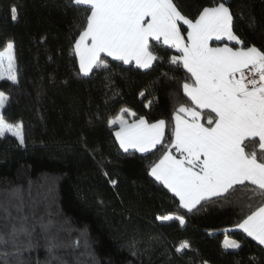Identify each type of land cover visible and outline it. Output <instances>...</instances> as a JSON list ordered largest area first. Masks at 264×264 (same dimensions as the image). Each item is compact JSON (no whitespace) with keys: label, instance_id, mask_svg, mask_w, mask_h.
I'll list each match as a JSON object with an SVG mask.
<instances>
[{"label":"trees","instance_id":"16d2710c","mask_svg":"<svg viewBox=\"0 0 264 264\" xmlns=\"http://www.w3.org/2000/svg\"><path fill=\"white\" fill-rule=\"evenodd\" d=\"M211 2L179 0L190 17ZM228 3L235 31L264 49V0ZM84 16L69 0H0V51L13 42L18 80H0V92L9 97L2 111L9 122L22 124L25 138L24 146L12 136L0 138V205L13 193L22 196L24 214L35 225L30 251L0 241V264H264V247L235 227L248 212L242 192L234 203L187 213L148 174L160 151L124 153L108 125L122 108L150 122L171 121L173 94L187 99L177 83L185 73L167 63L172 50H160L164 62L149 70L106 57L109 70L80 76L71 50ZM125 119L134 117L125 113ZM174 213L185 216L184 227L156 220ZM10 225L0 209V235ZM225 237L241 248L225 250ZM49 241L56 244L51 252ZM184 241L191 249L177 254Z\"/></svg>","mask_w":264,"mask_h":264},{"label":"snow or ice","instance_id":"6c2138e0","mask_svg":"<svg viewBox=\"0 0 264 264\" xmlns=\"http://www.w3.org/2000/svg\"><path fill=\"white\" fill-rule=\"evenodd\" d=\"M69 4L85 12L83 24L76 25L79 34L71 50L80 76L109 70L106 57L149 70L156 62H164L160 50H172L167 63L173 66L171 70L185 73L177 83L187 99L173 94L171 121L150 122L128 108L108 120L109 127L119 125L115 131L119 148L142 157L160 151L148 174L187 213L206 210L211 204L234 203L236 194L242 192L239 199L248 212L235 227L264 246V49L247 43L235 31L228 0H212L195 17L183 11L179 0H69ZM11 18H18L15 6ZM254 25L252 17L249 26ZM5 79L18 83L11 41L0 51V80ZM8 100L0 92V137L10 134L24 146L22 124L9 122L3 114ZM125 113L134 119H125ZM166 128L170 135L166 136ZM110 183L115 187V180ZM0 209L11 222L0 241L7 244L11 240L17 252L30 251L35 225L24 214L22 196L11 194ZM156 220L178 221L181 227L186 224L185 216L178 213L158 215ZM55 247L49 241L48 250ZM223 248L239 250L241 243L225 237ZM190 249L184 241L175 252Z\"/></svg>","mask_w":264,"mask_h":264},{"label":"crops","instance_id":"0c3cea01","mask_svg":"<svg viewBox=\"0 0 264 264\" xmlns=\"http://www.w3.org/2000/svg\"><path fill=\"white\" fill-rule=\"evenodd\" d=\"M213 42H215V41H213ZM212 43V42H211ZM222 46V45H221ZM79 64V63H78ZM114 127H115V131H118L119 130V125H113ZM114 134H115V132H114ZM130 151H132L131 149H130ZM264 247V246H263Z\"/></svg>","mask_w":264,"mask_h":264},{"label":"rangeland","instance_id":"374dc122","mask_svg":"<svg viewBox=\"0 0 264 264\" xmlns=\"http://www.w3.org/2000/svg\"><path fill=\"white\" fill-rule=\"evenodd\" d=\"M5 136H11L10 134H6ZM13 137V136H12ZM0 138H4V137H0ZM15 138V137H14ZM16 139V138H15Z\"/></svg>","mask_w":264,"mask_h":264}]
</instances>
